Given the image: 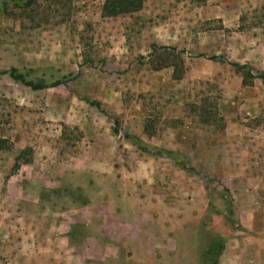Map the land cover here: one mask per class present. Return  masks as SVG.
<instances>
[{
	"label": "rangeland",
	"instance_id": "1",
	"mask_svg": "<svg viewBox=\"0 0 264 264\" xmlns=\"http://www.w3.org/2000/svg\"><path fill=\"white\" fill-rule=\"evenodd\" d=\"M103 1L0 0V71L49 87L0 77V264H264V84L220 59L264 74V0Z\"/></svg>",
	"mask_w": 264,
	"mask_h": 264
},
{
	"label": "trees",
	"instance_id": "2",
	"mask_svg": "<svg viewBox=\"0 0 264 264\" xmlns=\"http://www.w3.org/2000/svg\"><path fill=\"white\" fill-rule=\"evenodd\" d=\"M25 1H26L25 7H29L33 5L37 0H25ZM144 3H145V0H104L102 7H101V17L102 18H116L119 16L132 15V14L140 12L143 9ZM153 48L155 49V46ZM158 49L166 50L168 48L161 47ZM211 59L213 60L216 58H211ZM220 59L222 60L223 63H226L227 65L231 66L232 68L235 69L236 72L242 75L245 85L246 83H248V81H252L254 79H259L260 82L264 84V74L259 73L257 74V76H253L251 67L246 66V65H239L237 63L228 62L225 57H221ZM4 76L8 77L14 83L21 84L22 86L30 89L32 92L43 91L49 88L42 82H32L30 80H27L25 75L15 68H10L7 70L0 71V77H4ZM58 85L59 84H53L51 87H56ZM61 85H64L65 87H67V84L64 82ZM83 101L91 108H94L95 110H97L99 113L105 114V112L102 109L101 104L98 101H94V100H83ZM11 149H12V144L8 140L4 138H0V152L9 151ZM30 153L31 152L29 149H24L19 152V154L14 159V164L12 167L13 172L18 171L21 165L31 163ZM161 154L166 155L171 158V153L164 152ZM26 155L30 156V158H26ZM182 167L185 172L192 171L190 168L185 167V165H182ZM224 192L229 194V191L226 189L224 190ZM232 205H233V200L230 197L229 200L226 201V207L230 214L232 213V209H233ZM72 231H73V226L71 227V231L69 234L70 238H71ZM215 245H216L215 250L217 249L215 253V257L219 258V256L221 255L223 251V244L221 243V240L218 239Z\"/></svg>",
	"mask_w": 264,
	"mask_h": 264
},
{
	"label": "crops",
	"instance_id": "3",
	"mask_svg": "<svg viewBox=\"0 0 264 264\" xmlns=\"http://www.w3.org/2000/svg\"><path fill=\"white\" fill-rule=\"evenodd\" d=\"M94 217V216H93ZM86 220L84 218H79V217H74V218H68L66 217L65 220H62V221H58L57 224L54 225L55 227V240H59L60 243H64L66 245H70V237H69V234H70V231H71V227L74 223H85ZM126 224H128V226H130V223H128L127 221H124ZM87 223V222H86ZM95 232L96 230H92V233H91V236L89 237H86L84 240H82V245L81 247L82 248H85L87 252H91V253H96L98 254L99 256H102L104 255V249H106L108 247V244H105L103 245L101 242H100V239L99 237H96L95 236ZM27 234V236H26ZM22 235H25V239H21V240H9L10 236L9 235H6V240L7 242L1 240V243L3 244V246H6L7 248L10 247L12 244L13 245H18V246H21L23 247L24 249V245L29 248L28 250H31L33 252H35V250L38 248V239L40 238V235L38 232H36L35 230H31L28 233H22ZM98 235H102V232L99 231L98 232ZM107 234L103 233V236L107 237L106 236ZM109 236V235H108ZM109 241H112L110 237H108ZM89 248H92V251H90ZM13 249H15L13 247ZM98 250V252H97ZM97 260V259H96ZM99 261V259H98ZM33 264H36L35 260L33 261ZM49 264H60L59 262L58 263H55L54 262H50Z\"/></svg>",
	"mask_w": 264,
	"mask_h": 264
}]
</instances>
